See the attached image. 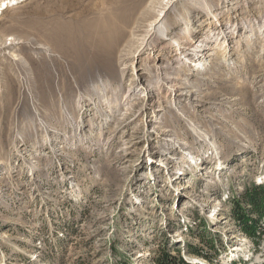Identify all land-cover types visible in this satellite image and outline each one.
Instances as JSON below:
<instances>
[{
    "label": "rangeland",
    "instance_id": "rangeland-1",
    "mask_svg": "<svg viewBox=\"0 0 264 264\" xmlns=\"http://www.w3.org/2000/svg\"><path fill=\"white\" fill-rule=\"evenodd\" d=\"M19 1L3 33L55 54L28 46L3 65L13 94L3 104L0 91V158L8 163L0 167V264H155L164 249L191 264H264V216L246 198L264 185V0H192L218 3L213 25L216 17L242 25L231 44L237 54L218 63L213 53L203 72L190 70L192 58L175 55L176 45H151L114 72L81 67L62 57L46 25L60 17L87 28L110 0ZM134 69L144 71L142 82ZM178 81L193 92L172 89ZM237 209L256 221L255 236Z\"/></svg>",
    "mask_w": 264,
    "mask_h": 264
},
{
    "label": "bare ground",
    "instance_id": "bare-ground-1",
    "mask_svg": "<svg viewBox=\"0 0 264 264\" xmlns=\"http://www.w3.org/2000/svg\"><path fill=\"white\" fill-rule=\"evenodd\" d=\"M13 1L14 0H0V23H6L10 11L19 6L17 5L20 4L19 0H16L15 3ZM216 4L218 3L208 2L204 3V6H198L192 0H110V10L102 12L97 21H92L87 28H80L75 22H60V17H58L54 22L52 20L48 21L46 33L49 35L50 41L61 50L63 54L62 57H65V52L71 54L77 62H79L81 67L85 66L87 63L100 65L109 64L112 72H114L116 71L115 65L117 62L127 65V61L131 59V57L135 60V55H140L143 51L149 49L151 45H153V48H157L158 45H162L163 48L167 46L170 48L176 45L175 55H184V57L189 59L192 58L189 61L190 70L203 72L204 69L207 68V59H209V56L213 55V53L216 55L218 63L227 56V54H225L227 51L235 55L237 54V51L235 53V50H233L235 48L231 44L235 42L234 40L238 36V34L235 35V30L240 26L242 27V25L232 26L225 18L220 17L215 18V25H213L214 21H208L209 18L218 16V14L215 13ZM222 8L220 13L224 14L225 11L228 12L227 5L226 8ZM67 12L68 11H66V13ZM258 16L256 15V17ZM221 17H223V15ZM196 21H200V24L198 23L199 26H202L200 30L193 28ZM208 23L211 24V27H207L206 29L203 28ZM39 24V30H42L44 20L39 22ZM212 25L215 26L214 29ZM254 25V21L250 20L248 26L251 27ZM177 27H180L182 32L178 37L177 34L179 32H176ZM263 29L264 17L261 19V26L258 32L264 33L262 31ZM252 30H254V28L251 27V31ZM223 38L224 41H221L220 39ZM221 42L228 44L223 48L220 47L217 49L216 46L219 47ZM187 45L189 46L187 47ZM28 46H33L37 49H45L46 57L51 60L53 59L52 55L55 53L45 44L38 41L31 43L26 38L16 35L9 37L4 34L0 28V91H2L3 96H5L3 104L8 103L13 94V87L9 79L6 81L3 76L5 72V67L3 65L6 63L7 59L12 60V63L19 62V51ZM227 46L229 47L227 48ZM156 57L161 58L162 56L158 53ZM184 57H182V59L186 60ZM134 62L135 61L132 63ZM9 65H11V63ZM76 67H78L77 64ZM137 69L139 70L141 68L138 67ZM142 69L148 70L149 68L142 67ZM134 73L137 75L138 82H142L145 74L144 71L138 72L134 69ZM182 73L183 75L190 74L189 71H183ZM172 77L168 79H172ZM175 79H179V76H176ZM178 82L182 85L174 83L171 84L170 87L172 89L181 90L179 91L180 93H184L185 90H187V93L193 92L189 87V82ZM144 90H146L144 91V95L147 94L148 96H152L155 93L151 88L146 89L144 87ZM133 91L135 95H139L138 85H136ZM38 94L40 95L42 93ZM158 111H163V109H158ZM157 114L160 115L159 112ZM155 127L157 130L158 126ZM160 132L162 136L166 134L165 130H160ZM157 160L152 159L151 162H158V164L161 165L166 164V162L161 159ZM4 164H6L5 161L0 158V167ZM7 165L8 163L4 166Z\"/></svg>",
    "mask_w": 264,
    "mask_h": 264
},
{
    "label": "trees",
    "instance_id": "trees-1",
    "mask_svg": "<svg viewBox=\"0 0 264 264\" xmlns=\"http://www.w3.org/2000/svg\"><path fill=\"white\" fill-rule=\"evenodd\" d=\"M247 203L251 205V211H253L256 215L264 216V185L263 184H254L253 188L250 189L246 195ZM234 214L237 219L242 220L244 222V229L247 234L251 236L256 235V231L258 229L256 221H252L251 223L247 220V214L242 212L241 210L238 211L235 210ZM245 219V220H244ZM213 243H212V245ZM190 251L192 253H196L198 255H203V253L200 251V249L195 246L193 247L189 245ZM205 257L211 259L209 256L205 255ZM155 264H191L190 262L186 261L183 256L181 255H173L171 252H169L167 249H164L163 251L158 254V256L155 259Z\"/></svg>",
    "mask_w": 264,
    "mask_h": 264
}]
</instances>
